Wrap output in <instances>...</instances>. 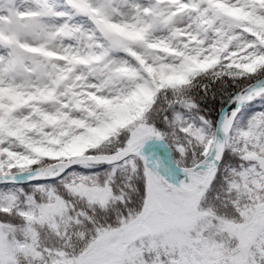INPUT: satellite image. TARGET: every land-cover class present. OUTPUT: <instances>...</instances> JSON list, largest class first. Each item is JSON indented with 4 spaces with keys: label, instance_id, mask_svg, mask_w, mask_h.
<instances>
[{
    "label": "snow or ice",
    "instance_id": "snow-or-ice-1",
    "mask_svg": "<svg viewBox=\"0 0 264 264\" xmlns=\"http://www.w3.org/2000/svg\"><path fill=\"white\" fill-rule=\"evenodd\" d=\"M0 264H264V0H0Z\"/></svg>",
    "mask_w": 264,
    "mask_h": 264
}]
</instances>
